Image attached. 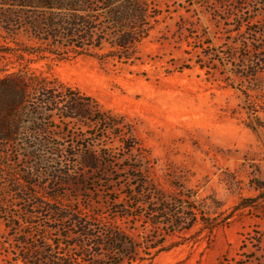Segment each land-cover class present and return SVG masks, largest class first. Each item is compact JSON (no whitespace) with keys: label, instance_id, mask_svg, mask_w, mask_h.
<instances>
[{"label":"rangeland","instance_id":"1","mask_svg":"<svg viewBox=\"0 0 264 264\" xmlns=\"http://www.w3.org/2000/svg\"><path fill=\"white\" fill-rule=\"evenodd\" d=\"M153 2L161 16L134 64L78 57L28 65L92 97L116 124L114 133H105L48 114L43 126L51 139L43 150L51 155L43 171L78 174L57 190L47 180H29L42 201L60 194L65 206L81 209L104 247L76 246L78 231L70 222L51 233L27 226L24 203L11 207L16 201L8 187L31 163L18 141L9 145L10 159L0 162V204L18 210L21 225L12 231L0 213V264H35L36 256L46 264L49 255L38 250L42 235L67 236L54 255L82 264H264V89L248 97L249 81L233 83L239 70L226 59L247 30H235L239 15L264 27V0ZM37 45L19 25L0 23L2 75L26 65L6 53ZM37 138L27 140L34 146ZM94 143L103 153L112 149L95 166L54 164L52 154L67 148L79 154ZM110 229L120 243L109 244Z\"/></svg>","mask_w":264,"mask_h":264},{"label":"trees","instance_id":"2","mask_svg":"<svg viewBox=\"0 0 264 264\" xmlns=\"http://www.w3.org/2000/svg\"><path fill=\"white\" fill-rule=\"evenodd\" d=\"M243 5L239 12L244 10ZM160 16L153 0H0V23L11 28L19 25L38 43L29 50L21 47L24 49H21L20 54L6 53L16 55L27 66L6 75L0 71V162L5 163L10 159V144L20 141L26 146L22 152L31 163L25 171L19 173L20 179L8 187V193L16 201L11 205L12 208L23 206L21 204L24 203V221L27 226L51 233L64 229V225L70 222L78 231L75 235L78 241L76 246L90 248L89 252L104 247L92 235L93 223L83 218L81 209L71 210L65 206L60 194L42 201V197L36 193L37 185L29 183V180L35 177L47 180L57 190L73 182V173L78 174L71 169L67 172L59 169L44 173L46 159L51 155L43 150L49 146L51 139L50 133L46 131L48 127L43 126L48 114L58 116L67 125L81 123L87 130L98 128L105 133H114L116 130L111 115L104 112L92 97L56 78L38 74L28 65L48 59L68 61L78 57L134 64L139 60V46L150 37ZM237 18L235 30L241 32L245 26L247 30L240 34L243 39L238 42L234 40L230 48L239 42L241 46L235 48L232 54L229 53V58L225 56L239 70L234 73V80H229L242 83L243 79H247L249 84L245 93L252 97L249 92L264 89V81L260 78L264 71V27H255L252 18L244 20L242 15ZM213 53L216 55V52ZM223 64L224 59H221V66ZM214 66L216 69L212 71L218 72V65ZM35 135H38L37 143L31 146L27 139L30 141ZM125 137H120L123 146L126 143ZM95 144L83 145L79 154L68 148L61 150L60 154H52L55 157L54 164L61 167L65 162L74 168L95 166L104 157H109L108 153L112 151L108 149L103 153ZM20 157L18 153L15 162L20 161ZM7 207L0 204L2 218L12 231H17L21 225L19 220L16 221L19 211H9ZM109 231L106 235L109 244L120 243L117 233L112 229ZM65 238L68 237H39L41 245L38 250L49 255L46 264H82L78 258L65 259L62 254L54 255L55 249L63 246L61 240ZM86 242L92 244L88 247ZM96 254L100 256L101 252ZM35 258V264H42L39 256Z\"/></svg>","mask_w":264,"mask_h":264}]
</instances>
